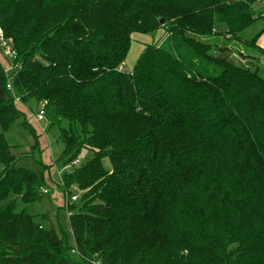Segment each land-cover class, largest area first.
Returning <instances> with one entry per match:
<instances>
[{
	"label": "trees",
	"instance_id": "16d2710c",
	"mask_svg": "<svg viewBox=\"0 0 264 264\" xmlns=\"http://www.w3.org/2000/svg\"><path fill=\"white\" fill-rule=\"evenodd\" d=\"M263 16L264 0H0L19 65L7 77L0 63V264H118V248L160 264H264V76L197 37L240 39ZM166 25L124 70L131 34ZM263 32L244 42L264 52ZM28 101L59 129L55 161L90 153L60 177L68 198L86 189L65 205L71 246L16 210L18 195L47 193L48 165L17 164L3 137L19 121L40 152L16 106Z\"/></svg>",
	"mask_w": 264,
	"mask_h": 264
},
{
	"label": "rangeland",
	"instance_id": "374dc122",
	"mask_svg": "<svg viewBox=\"0 0 264 264\" xmlns=\"http://www.w3.org/2000/svg\"><path fill=\"white\" fill-rule=\"evenodd\" d=\"M259 6H261V3L259 2H255V4H253L255 10ZM263 26L264 16L258 18L252 25L245 28L240 33V39L229 38L228 35H224L221 32H217V34L210 36L197 37L204 40L214 41V44L220 49H215V54L223 53L233 62L249 65L252 68L258 67L259 73L264 76V52H260L252 46L246 45L244 42V40H248ZM220 29L221 31L223 30L221 25ZM166 35L167 25L150 33L133 32L131 34L130 48L122 64L123 69L131 71L143 48L148 44L160 43ZM260 35H264V32ZM220 47H223V49ZM16 61V59H11L6 53L0 51V63H2L5 68L18 62ZM12 72L13 69L8 70L6 72L7 77H10ZM16 106L23 109L27 113L29 123L34 127L35 131L39 135L37 142L39 143L38 147L40 148V152L37 150L35 138L31 136L27 130L21 127L19 121H15L3 135L7 146L17 157V164H27V166L32 167L34 164L30 156H33L37 159L42 158L41 160L49 167V169L45 172L46 184L44 187L47 189V193H45L39 200L29 203L22 201L20 198L21 195H18L16 197V210L19 211L21 208L25 207L28 212L42 217L41 219H43V217L47 218V221L45 220V225L53 227L56 231H59L60 229L61 232L66 234L67 243L71 246L73 233L70 231L68 224L69 220L65 209V205H68V196L65 195V192L60 185L61 173L64 172L63 161H55L62 147V143L57 140L59 129L54 126L48 130V122L46 119L40 121L35 119L34 113L37 109L35 102L28 101L26 105L16 103ZM26 155L29 157H26ZM89 156L90 153L83 149L79 154L78 159L82 164L89 158ZM105 167L109 168V164L106 161ZM1 169L2 165H0V171ZM85 190L86 189H81L75 184L69 187V193L73 195L75 194L78 197ZM43 221L44 220H42V222ZM149 252L151 251L146 252L145 255H142L143 253H139V255L138 252L135 251L134 253L136 254L131 255L130 253H123L121 248H118L115 255L112 254L108 256L107 261L116 262L117 260L119 261L117 262L118 264H144L149 260H153L150 264H160L161 256L156 255L151 257V253ZM139 260L141 263L138 262Z\"/></svg>",
	"mask_w": 264,
	"mask_h": 264
},
{
	"label": "built area",
	"instance_id": "2783aa9c",
	"mask_svg": "<svg viewBox=\"0 0 264 264\" xmlns=\"http://www.w3.org/2000/svg\"><path fill=\"white\" fill-rule=\"evenodd\" d=\"M0 48L1 50L6 53L11 59H15L16 58V51L13 48V44H12V39L10 37H6L2 30L0 29ZM18 63H14L12 65H10L9 67L11 69H16L18 68ZM6 87L8 89H12L11 83L8 80ZM15 101H19L17 96H14ZM34 117L36 120L40 121V120H44V103H40L38 109L36 110V112L34 113ZM79 163L78 159H73L70 163L64 165L63 169H68L71 168L73 166H76ZM43 192H46L45 189L42 190ZM77 196L76 195H72L70 198H68V204L71 203L72 201L76 200Z\"/></svg>",
	"mask_w": 264,
	"mask_h": 264
},
{
	"label": "crops",
	"instance_id": "0c3cea01",
	"mask_svg": "<svg viewBox=\"0 0 264 264\" xmlns=\"http://www.w3.org/2000/svg\"><path fill=\"white\" fill-rule=\"evenodd\" d=\"M257 40V45L264 49V35H260Z\"/></svg>",
	"mask_w": 264,
	"mask_h": 264
},
{
	"label": "water",
	"instance_id": "95a60500",
	"mask_svg": "<svg viewBox=\"0 0 264 264\" xmlns=\"http://www.w3.org/2000/svg\"><path fill=\"white\" fill-rule=\"evenodd\" d=\"M162 21H163V19L161 18V19H160V23H162Z\"/></svg>",
	"mask_w": 264,
	"mask_h": 264
}]
</instances>
